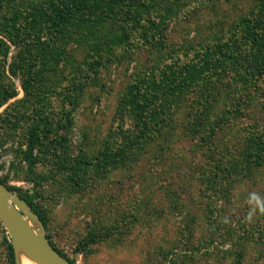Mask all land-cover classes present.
Instances as JSON below:
<instances>
[{
	"label": "rangeland",
	"instance_id": "rangeland-1",
	"mask_svg": "<svg viewBox=\"0 0 264 264\" xmlns=\"http://www.w3.org/2000/svg\"><path fill=\"white\" fill-rule=\"evenodd\" d=\"M132 1L117 9L116 20L90 10L78 30L58 33L55 55L37 68L31 97L21 88V69L12 74L11 68L20 54L38 52L28 44L38 30L34 18L56 0H0L6 46L0 49V92L11 84L16 89L0 107V179L21 191L36 190L45 234L75 264H237V258L239 264H264V216L244 222L249 194L264 197V163L241 161L245 137L264 130V73L247 83L230 71L217 76L228 64L213 55L216 38L226 48L242 34L232 28L260 7L259 0H139L137 15ZM200 51L205 60L198 85L167 88L143 124L128 99L137 76L166 84L186 54ZM92 58L104 63L73 112L62 159L69 162L80 150L89 159L113 152L140 130L142 139L103 172H86L78 187L57 174L52 151L39 157L34 175L28 173L19 150L33 114L58 110L69 80ZM200 95L207 99L197 105ZM222 166L234 170L215 181ZM36 175L44 176L37 189ZM90 229L101 237L75 253ZM7 239L0 221V264H9Z\"/></svg>",
	"mask_w": 264,
	"mask_h": 264
},
{
	"label": "trees",
	"instance_id": "trees-1",
	"mask_svg": "<svg viewBox=\"0 0 264 264\" xmlns=\"http://www.w3.org/2000/svg\"><path fill=\"white\" fill-rule=\"evenodd\" d=\"M125 1L126 0H56V2L50 3V11L46 14H41L40 18L35 17L37 14L34 11L32 16L35 17L34 22L38 25V30L33 36H30L31 39L28 41V44L32 43V45H37V49L39 48V50L38 52L36 51L33 57L20 54L18 56L20 59L18 58V61L15 62L11 68L12 74L15 73L16 69H21V88L24 93L28 96L30 94L31 97H35V95H32L34 88L33 80L35 79L34 75L37 73L38 67L43 69L47 61L54 57L57 49L56 41L58 39V33H63L65 28L78 30L81 16H83L86 11L90 10L98 11L110 20H116V11ZM131 3L133 7L131 13L137 15L140 12L139 7L143 6V2L141 3L139 0H133ZM259 6V8L247 13L241 21L236 23L232 28L233 33L239 31L242 34L234 36L226 45V48L221 44V40L216 38V51L213 52V55H218L223 62L228 64V67L219 70L220 74L217 71V76H222L230 71L234 77L236 76L237 79L243 83H247L248 80H256L262 77L264 73V0H259ZM134 31H136L135 28ZM61 35L64 36L65 34ZM2 48L5 49L6 46L0 39V49ZM101 49L103 48H100V50ZM201 52L202 51L194 54L192 57L186 54L185 58H182V61L175 65L169 74L167 73L166 84L158 82L159 85H157L158 83H154V80L147 74L137 76L135 83L128 89V99L135 113L140 115V120L143 124L148 121L146 116L148 111L156 105V101H160V99L163 98L167 88L170 93L180 90L182 87L187 88L195 84L198 85L201 80L202 61L205 60L201 57ZM4 61L5 59L0 60L1 72L5 71ZM103 63L104 61L102 58L89 59L87 68L83 70V73L69 80L62 95V106L58 110L45 113L43 109H36L32 116V122L27 126L24 134L25 148L19 150L22 159L26 162L28 173L34 175V167L39 161V157L52 151L51 153H53L58 160V164L56 165L57 174L64 175V181L67 185L78 187L81 185V178L86 172H90L91 174L103 172L109 164L124 157L126 150L135 146L142 139L144 132L140 130L133 138L129 137V139H127L126 146H121L113 152L104 150L102 154L96 156V158L89 159L83 151L80 150L71 158V161L66 162L62 159L67 148L66 132L68 128H70L73 120V112L78 105L87 83L93 80V77L96 75L95 72ZM15 95L16 89L13 84L3 88L0 92V107L4 105L9 98ZM200 97H202V99H197V105H199L200 101L203 102L207 99L205 95H200ZM142 115L146 116V118ZM193 130L196 131L197 134V132H199V127H193ZM204 141L207 140L204 138ZM58 145L60 147H57ZM35 150L39 152L37 151V153H35ZM241 161L254 166H260L264 163V130L251 131L245 137ZM233 170L231 166L220 167L219 172L216 174L214 173L215 181L218 180L219 176L231 175V171ZM43 180L44 176L36 175L33 184L34 188L37 189ZM0 181L9 189L18 192L19 196L38 214L46 228V218L37 202L36 190H34V193H28L5 183L2 179H0ZM97 233L98 230L96 232L91 229L88 230L75 247V253H77L79 249L84 250L92 241L98 240L101 234L98 235ZM46 236L60 254L66 257L72 264H75L73 258L68 257L56 247L47 234ZM6 249L8 251L9 264H14V253L9 236L6 240ZM236 263H240L239 258L236 259Z\"/></svg>",
	"mask_w": 264,
	"mask_h": 264
},
{
	"label": "water",
	"instance_id": "water-1",
	"mask_svg": "<svg viewBox=\"0 0 264 264\" xmlns=\"http://www.w3.org/2000/svg\"><path fill=\"white\" fill-rule=\"evenodd\" d=\"M0 221L8 233L18 264L17 251L22 250L36 264H72L49 242L38 214L18 192L0 181Z\"/></svg>",
	"mask_w": 264,
	"mask_h": 264
},
{
	"label": "clouds",
	"instance_id": "clouds-1",
	"mask_svg": "<svg viewBox=\"0 0 264 264\" xmlns=\"http://www.w3.org/2000/svg\"><path fill=\"white\" fill-rule=\"evenodd\" d=\"M247 204L249 205V211L244 217V222L250 224L254 222L258 215L264 216V197L252 192L247 198ZM222 222L229 223L230 221L225 217Z\"/></svg>",
	"mask_w": 264,
	"mask_h": 264
},
{
	"label": "bare ground",
	"instance_id": "bare-ground-1",
	"mask_svg": "<svg viewBox=\"0 0 264 264\" xmlns=\"http://www.w3.org/2000/svg\"><path fill=\"white\" fill-rule=\"evenodd\" d=\"M17 260L18 264H36L32 259L25 254L24 251L18 250L17 251Z\"/></svg>",
	"mask_w": 264,
	"mask_h": 264
}]
</instances>
